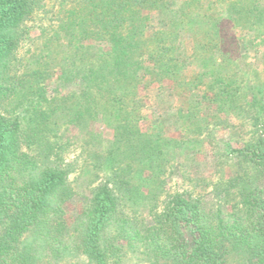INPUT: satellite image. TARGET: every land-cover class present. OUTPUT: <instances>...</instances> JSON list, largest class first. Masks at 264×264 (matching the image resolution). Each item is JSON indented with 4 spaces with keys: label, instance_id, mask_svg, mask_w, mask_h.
Instances as JSON below:
<instances>
[{
    "label": "trees",
    "instance_id": "16d2710c",
    "mask_svg": "<svg viewBox=\"0 0 264 264\" xmlns=\"http://www.w3.org/2000/svg\"><path fill=\"white\" fill-rule=\"evenodd\" d=\"M51 2L55 25L40 28L45 39L24 65L18 51L41 0H0V264H231L233 254L264 264V135L234 150L258 177L231 212L178 190L143 219L139 202L164 190L132 183L159 178L152 168L169 144L138 124L148 82L182 85L199 64L208 84L193 102L232 108L251 96L264 121L263 91L239 81L250 44L235 33L264 40V0ZM89 122L113 131L110 170L72 213L73 164L59 149L66 129Z\"/></svg>",
    "mask_w": 264,
    "mask_h": 264
},
{
    "label": "rangeland",
    "instance_id": "374dc122",
    "mask_svg": "<svg viewBox=\"0 0 264 264\" xmlns=\"http://www.w3.org/2000/svg\"><path fill=\"white\" fill-rule=\"evenodd\" d=\"M56 9L51 0H41L40 7L27 22L29 37L23 40L18 51L21 64H27L32 54L40 49L45 39L39 33L40 28L43 26L51 33ZM235 33L238 40L250 44L247 52L238 58L239 81L242 87L259 86L264 100V40L239 28ZM185 45L190 48L189 42ZM238 47L241 50L240 44ZM185 76L186 82L182 85L168 81L148 82L139 91L135 112L139 126L153 132L154 137H163L169 142L166 154L163 158H155L157 162L152 168L159 178L149 180L144 175L136 176L132 181L139 189L160 185L164 190H158L160 195L153 200L139 202L145 212L143 219H149L161 209L167 193L178 190L201 197L208 208L222 206L231 212L240 207L238 198L242 185H251L258 177V170L249 162L238 159L234 151L264 135V121L259 118L251 96H241L232 108H221L219 104L208 106L199 100L193 102L191 96L198 98L197 93L207 90L208 75L204 67L194 64L188 67ZM68 87L72 90L74 84ZM247 87L244 92L250 90ZM65 132L67 143L59 150L62 159L73 164L70 181L76 194L69 211L74 213L77 206L86 205L94 188L108 174V147L114 135L99 122L82 124L79 129L71 126ZM139 168L138 164L134 165V170ZM132 196V192L126 194L128 199ZM125 261V264H136L133 259L126 258ZM229 262L238 264V255L233 254Z\"/></svg>",
    "mask_w": 264,
    "mask_h": 264
}]
</instances>
